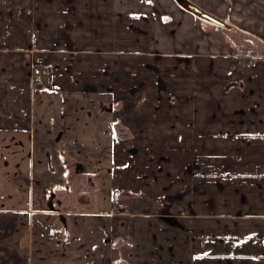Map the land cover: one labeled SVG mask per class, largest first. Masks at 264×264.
<instances>
[{
    "label": "crops",
    "instance_id": "0c3cea01",
    "mask_svg": "<svg viewBox=\"0 0 264 264\" xmlns=\"http://www.w3.org/2000/svg\"><path fill=\"white\" fill-rule=\"evenodd\" d=\"M192 1L264 42V0ZM222 29L175 0H0V143L33 152L26 186L48 161L64 170L87 154L99 136L88 128L94 99L131 87L150 97L132 127L113 119L110 129L136 138V162L153 158L123 182L139 196L130 250L74 256L81 264H264V53L243 64ZM37 66L52 71L44 85L31 77ZM19 215L0 200V264H32Z\"/></svg>",
    "mask_w": 264,
    "mask_h": 264
},
{
    "label": "rangeland",
    "instance_id": "374dc122",
    "mask_svg": "<svg viewBox=\"0 0 264 264\" xmlns=\"http://www.w3.org/2000/svg\"><path fill=\"white\" fill-rule=\"evenodd\" d=\"M200 20L208 26L212 25ZM231 26V29L217 27L223 28L222 31L225 33L235 34L234 42L240 56L252 59L251 62L260 58L258 56H263L264 42L258 39L255 33ZM148 68L153 72L158 71L155 66ZM134 76L135 73L126 74V78L131 81ZM123 93L124 95L117 99L108 95L93 100L94 115L103 122H95L98 119L88 115L91 119L88 120V128L92 129L91 133L97 130L99 136L88 138V149L83 148L87 154H75L73 151L75 158L66 164L64 170L60 166L52 168L51 161H48L49 167L40 173L41 177L38 176L36 181H32L35 184L33 187L26 186L24 179L25 176H29L26 160L30 155L33 156V152L29 153L30 148L28 146L25 149L21 148L14 154L13 151L19 147L15 149L10 144L9 148H6L0 143V200L7 204V208L17 210L20 214L17 220L20 222L21 242L32 264H81L74 256L81 255L83 259L91 254L99 255L100 252L117 256L123 254L126 249L130 250L133 241L131 234L133 215L130 212L131 206L135 203L132 199L139 196L133 187L128 188L123 182L134 181L138 177L141 164L143 162L148 164L153 158L151 155L147 158V154L141 155V162H136L139 159L135 149L137 146L134 145L136 138L132 135L120 136L118 139L124 140L123 143L111 135L113 119L132 127L135 113L145 106L150 98L147 92L137 87L125 89ZM176 101V96L170 97V102ZM107 119L109 121L105 123ZM105 126L108 136L106 130L104 131ZM103 144L106 146L103 147ZM50 156L51 159L55 157L53 154L47 157ZM147 167L145 165L144 172L141 173L146 184L137 188L141 191L142 197L149 196L147 190L151 172ZM40 188L43 190L39 191L41 196L40 194L38 196ZM50 188L55 190L49 194ZM31 189L35 192L34 200ZM88 193L92 196L91 203H88ZM11 197L14 200L15 197L18 198V201L10 203ZM79 197L87 199L78 203ZM127 209L129 212L124 213ZM84 226H88L87 234L81 232ZM120 245L122 249H119ZM83 248H88V252L82 250ZM97 257L94 256L92 261L88 259L87 263L97 264ZM105 259L106 256L103 255L101 261Z\"/></svg>",
    "mask_w": 264,
    "mask_h": 264
},
{
    "label": "water",
    "instance_id": "95a60500",
    "mask_svg": "<svg viewBox=\"0 0 264 264\" xmlns=\"http://www.w3.org/2000/svg\"><path fill=\"white\" fill-rule=\"evenodd\" d=\"M177 4L184 10L192 13L199 19L205 20L209 23H212L218 27H223L227 29H231L232 26L228 24L225 20L209 13L208 11L201 8L199 5H197L192 0H175Z\"/></svg>",
    "mask_w": 264,
    "mask_h": 264
},
{
    "label": "built area",
    "instance_id": "2783aa9c",
    "mask_svg": "<svg viewBox=\"0 0 264 264\" xmlns=\"http://www.w3.org/2000/svg\"><path fill=\"white\" fill-rule=\"evenodd\" d=\"M52 75V71L49 68H44V67H34L32 72H31V77L35 81H40L45 78H49Z\"/></svg>",
    "mask_w": 264,
    "mask_h": 264
},
{
    "label": "trees",
    "instance_id": "16d2710c",
    "mask_svg": "<svg viewBox=\"0 0 264 264\" xmlns=\"http://www.w3.org/2000/svg\"><path fill=\"white\" fill-rule=\"evenodd\" d=\"M240 61L243 63V64H246V65H248V64H250L251 63V61H252V59H248L247 57H242V56H240ZM35 83V85L37 86H39V85H44V81H35L34 82Z\"/></svg>",
    "mask_w": 264,
    "mask_h": 264
},
{
    "label": "flooded vegetation",
    "instance_id": "af4514ba",
    "mask_svg": "<svg viewBox=\"0 0 264 264\" xmlns=\"http://www.w3.org/2000/svg\"><path fill=\"white\" fill-rule=\"evenodd\" d=\"M54 190H55L54 188H50V189H49V194H50L52 191H54ZM44 193H45V191H44ZM44 196H45V195H43V198H44ZM84 199H87V197H83V198L79 197L78 200L82 202V200L84 201ZM91 202H93V200H92V196L88 193V203H91Z\"/></svg>",
    "mask_w": 264,
    "mask_h": 264
}]
</instances>
